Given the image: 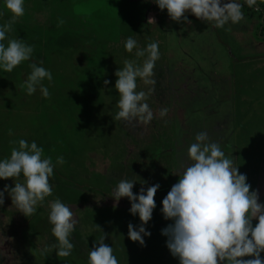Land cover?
Listing matches in <instances>:
<instances>
[{
  "label": "rangeland",
  "instance_id": "rangeland-1",
  "mask_svg": "<svg viewBox=\"0 0 264 264\" xmlns=\"http://www.w3.org/2000/svg\"><path fill=\"white\" fill-rule=\"evenodd\" d=\"M239 2L245 19L216 29L190 13V24L172 21L152 0H25V14L8 35L23 39L34 52L12 72L0 71V159L26 139L36 141L54 163L63 156L64 163L54 168L53 194L35 215L17 212L5 193L0 228L11 241L2 249L4 264H87L88 252L103 235L119 264H179L161 235L171 223L162 215V200L201 131L233 157L250 191H258L264 203L259 177L264 169V0L252 8ZM11 17L0 0V24ZM129 37L140 48L159 43L156 83L147 101L154 119L147 125L112 118L119 99L116 71L126 59L143 61L135 49L125 50ZM32 63L53 75L51 82L43 81L48 98L39 89L28 95L21 87ZM137 86V91L152 87L140 79ZM162 108L168 109L164 118ZM122 178L137 183L134 194L160 185L145 246L128 239V225L141 223L130 214L128 199L116 204L110 197ZM5 185L14 182L0 180V190ZM55 198L78 210L69 257L41 251L55 243L48 222V202Z\"/></svg>",
  "mask_w": 264,
  "mask_h": 264
},
{
  "label": "clouds",
  "instance_id": "clouds-1",
  "mask_svg": "<svg viewBox=\"0 0 264 264\" xmlns=\"http://www.w3.org/2000/svg\"><path fill=\"white\" fill-rule=\"evenodd\" d=\"M161 10H167L172 21L191 23L188 15L211 23L216 29L228 24H239L245 19L244 4L239 0H152ZM249 8L256 6L257 0H246ZM25 0H4V7L12 13L9 21L0 24V71L10 73L23 62L29 61L34 52L33 46L23 39L9 38L16 19L25 14ZM152 21V20H149ZM62 23V21H61ZM125 50L135 49L137 59H126L123 68L116 71V102L114 120L149 124L154 112L148 98L154 92L156 81L154 68L160 59L159 43L151 42L140 48L132 37L124 43ZM31 72L21 85L28 95L39 89L44 98L50 96L46 79L51 82L50 70L35 63L29 65ZM143 81L147 91H137V80ZM110 81L105 80L104 85ZM168 113L167 108L159 111L160 118ZM11 134V133H10ZM13 143H16L15 141ZM44 149L36 141H18V147L11 149L10 157L0 159V180L11 179L14 187L5 185L0 190V207L5 203V193L11 198L17 212L25 217L37 213L47 197L52 196L53 186L50 178L57 164L64 163L58 156L54 163L50 156H44ZM187 163L182 165L178 181L162 200L161 212L171 223L162 229L161 235L167 237L166 247L179 264H264V203L260 202L258 191H250L245 174L239 173L233 157L222 150L219 143L210 140L206 131L198 132L194 142L187 148ZM23 177V179H21ZM142 181V180H141ZM142 181L141 185H146ZM134 180L122 178L112 191L111 198L116 204L127 198L130 214L138 216L140 225H128V239L145 246V238L151 236L147 230L156 208L155 195L159 184L141 187L134 194ZM48 222L55 243L46 244L42 253L52 250L58 257H69L74 250L72 234L76 231L79 219L77 211L59 198L48 202ZM253 220L258 221L253 226ZM98 227V226H97ZM99 228V227H98ZM102 239L88 252L87 264H119L114 249ZM6 237L0 228V264H4L7 253L3 251ZM250 257L249 259H245ZM10 258V257H9ZM16 264H19L16 261Z\"/></svg>",
  "mask_w": 264,
  "mask_h": 264
},
{
  "label": "crops",
  "instance_id": "crops-1",
  "mask_svg": "<svg viewBox=\"0 0 264 264\" xmlns=\"http://www.w3.org/2000/svg\"><path fill=\"white\" fill-rule=\"evenodd\" d=\"M262 166H264V160H263ZM259 167L261 168V165ZM259 177H260V182L262 184H264V169H263V167H262V171H260ZM261 190L264 191V188H261ZM262 202H264V200H262ZM261 256L264 257V253H261Z\"/></svg>",
  "mask_w": 264,
  "mask_h": 264
}]
</instances>
